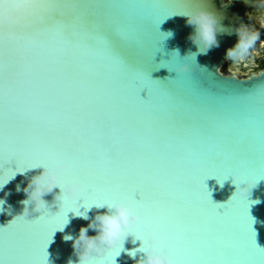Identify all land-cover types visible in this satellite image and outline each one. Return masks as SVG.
Returning <instances> with one entry per match:
<instances>
[{"label": "water", "instance_id": "water-1", "mask_svg": "<svg viewBox=\"0 0 264 264\" xmlns=\"http://www.w3.org/2000/svg\"><path fill=\"white\" fill-rule=\"evenodd\" d=\"M83 2L89 8L95 6V0ZM104 2L119 5L108 19L98 14L80 17L64 9L62 16L58 14L63 26L50 20L40 24L31 8L5 4L6 35L11 33L17 44L0 57V76L4 77L0 84L7 87V102L0 100V149L7 164L0 168V175L4 171L8 175L7 168L15 169V161L8 163L12 153H49L70 144L79 151L72 181L79 176L85 180L82 194L89 186L95 192L118 183L140 188L150 203L160 194L158 214H150L147 225L144 217L140 225L145 236L151 230L161 234L159 213L175 218L166 242L181 260L231 264L252 259L264 264V253L249 255L243 232L250 217L255 241L264 248V180L259 181L264 175V97L243 99L246 93L264 87V69L246 74L239 67L223 70L232 64L226 61V52L238 41L234 30L256 1ZM200 9L215 12L223 27L233 31L231 35L218 33L219 47L207 54H199L188 39L195 28L182 16ZM114 29L128 38L119 39ZM170 31L172 37L166 35ZM176 49L180 58L173 53ZM189 53H197L196 61L186 57ZM183 63L190 64L191 71L176 74L174 69ZM161 66L166 68L153 71L151 78L174 79L154 81L143 74ZM141 88L148 91L140 92ZM13 110L15 116L10 118ZM251 154L254 163L248 165L244 161ZM221 163L240 166L247 177L259 181L249 197L235 196L228 205L235 192L231 178L223 187L215 177L205 180ZM42 171L40 167L16 173L0 187V264L6 259L26 264L51 226L20 223L3 230L23 212L21 202L27 198L23 188ZM204 180L212 201L204 191ZM59 191L57 187L45 196L49 206ZM218 204H225V211L218 209L224 211L222 215ZM56 210L55 205L50 209ZM80 211L86 210L81 207ZM105 211L94 206L87 210L89 219L69 212V222L49 241L48 264L76 260L73 241L65 236H78L97 212ZM89 235L96 232L90 230ZM132 240L125 242L127 251L116 258V264H135L129 253L141 242ZM141 256L137 252L136 259Z\"/></svg>", "mask_w": 264, "mask_h": 264}, {"label": "snow or ice", "instance_id": "snow-or-ice-1", "mask_svg": "<svg viewBox=\"0 0 264 264\" xmlns=\"http://www.w3.org/2000/svg\"><path fill=\"white\" fill-rule=\"evenodd\" d=\"M15 4L17 6H27L33 10V12L37 16V22L40 24H46L47 21H52L57 26H63L64 21L58 18V14L62 16L64 9H70L73 12H76L80 15V17L89 16V17H95V15H101L105 19H108L113 9L118 8L119 5L116 4H110L105 3L104 0H95V6L92 8H89L86 6V4L83 2V0H0V57H3L5 55V52L11 53L16 44L17 41L13 38L11 33L6 35L5 30V15H6V9L5 4ZM77 9H80V11H76ZM187 14H182V16ZM163 20L161 21V23ZM264 22V21H262ZM160 23V24H161ZM117 37L121 40H126L128 38L127 34L121 33L118 29H114ZM167 35V34H166ZM264 47V46H261ZM157 65H161L157 64ZM3 67H7V65H3ZM160 68H166V67H158L155 68L152 71L145 72L143 74H146L149 78H151V73L153 71H157ZM0 79H4L3 76H0ZM152 79V78H151ZM168 79H174V78H167ZM154 81H166V80H160V79H152ZM147 88H141L140 92ZM6 90L7 87L5 84H0V100H3L7 102L6 98ZM148 91V89H147ZM139 92V95H140ZM257 97H264V87H261L259 89H254L251 92H248L244 95L243 99L245 100H254ZM15 111L13 110L12 114L10 115V118H14ZM58 153H63V155H60ZM3 150L0 149V168L4 166L3 163ZM80 159L79 151L72 147V145H64L59 148L52 149L49 153H43V152H29L25 154H19V153H12L11 154V160L8 162L15 161L16 167L15 169H10V172L8 175H5V171L3 175H0V187H3L10 179H12L16 173H24L29 169H37L40 167H49L54 163L58 162H67L69 164L68 169L65 173L68 175H64L62 182H66L69 180H72L74 177L73 173V164L76 160ZM244 163H247L248 165H252L254 163V157L251 154L249 157H247L246 161ZM232 176H238L240 178H246L247 176L244 174L243 171L240 170V166H230L221 163L217 166L216 170L212 173H210L206 178L209 177H215L218 181V183L223 184L226 180L231 178ZM79 182L83 183L85 186V180L81 179L80 176L77 178ZM205 180L203 183L204 191L207 193V198L211 200V195L208 192L207 188L204 187ZM264 180V175H261L259 177V181ZM85 188V187H84ZM115 193V194H113ZM137 196H139V199H137ZM162 197H160V194L157 193V198L155 202L150 203L149 197L140 189L137 187H132L129 184L126 183H118L115 185V188H109L104 191H95L93 192L91 186H89L83 194H81V199L79 205H74L71 202L67 200V198H63L61 201L57 202L55 207L58 209L56 211H50V209L53 206H50L48 209L43 210L40 212V215L37 218H28V219H20L15 218L11 221V223L4 227V231H8L12 227L23 223V224H36V223H47L51 226L49 227L47 233L44 236L43 242L39 249L37 250L36 254L32 259L26 262V264H48V253L46 251L49 241L52 239L53 234L56 230H63L65 225L69 222L68 221V213L72 212L75 213L77 216L83 215L84 212H81L80 209L83 207L86 211L88 209H92L94 206L100 207L104 204H110L112 202H115L117 200L121 201H127L133 205H142L144 206L148 211L147 215L145 216V222L146 225L151 222V216L157 215V205L160 203V200ZM235 196H233L229 201L228 205H230L231 200H234ZM251 203V201H250ZM3 204V201H0V205ZM62 209V210H60ZM218 209H224L225 211V204H218L217 206V212L219 214H223L224 211L221 213L218 211ZM85 211V212H86ZM245 215L247 214V209L244 210ZM177 223L175 218L167 216L163 214L162 212L159 213V224L160 227L159 230L161 234L165 237V244L170 250L171 256H172V264H225L224 261H214V260H181L176 252L174 247L170 245V243L166 242V237L170 238V230L171 226H174ZM252 223L253 221L249 217L246 224L243 227V232L245 235L246 240L249 244V255L250 256H256L258 254L264 253V248L259 247L255 241V234L252 229ZM145 237V228L144 226H141L140 223L137 225V227L133 230V240L132 243H136L137 241L142 242ZM127 251L125 249V245L123 248H117L113 250H109L104 254V256L100 258H93L89 264H116V258L121 255L122 252ZM139 249H134L132 252H138ZM5 264H14V262L10 260H5ZM231 264H255L254 260L249 259L247 261L241 262V261H232Z\"/></svg>", "mask_w": 264, "mask_h": 264}, {"label": "clouds", "instance_id": "clouds-1", "mask_svg": "<svg viewBox=\"0 0 264 264\" xmlns=\"http://www.w3.org/2000/svg\"><path fill=\"white\" fill-rule=\"evenodd\" d=\"M227 5L229 4L224 3L225 7ZM261 5L264 6V0H261ZM184 16L187 17V24L195 28V31L190 34L188 39L197 46L199 54H207L213 47H219L218 33L227 32L231 35L233 32L223 27L221 17H218L213 11L200 9ZM234 32L238 36V41L234 47L227 50L226 61L240 63L253 54L252 50L255 48L257 41L261 40V33L251 30L243 24L237 27ZM173 35L171 31L167 33L168 37ZM261 46H264V41L261 42ZM173 53H175L177 58H180L179 49L174 50ZM190 56L194 57L196 61L197 53H189L186 57ZM200 67L208 70L205 66ZM189 71H191V65L188 63H183L174 69L176 74ZM68 167L69 164L67 162L54 163L49 167H43L42 172L33 176L27 186L23 188V192L27 197L21 202L24 205L23 212L15 218L27 219L34 213L48 209L50 206L45 196L53 194L54 189L57 187H59L60 191L54 194L51 206L56 205L57 202L65 197L72 204L79 205L85 186L79 181L69 180L62 182ZM231 181L235 186L233 196L240 197H249L252 190L259 183L252 176L243 179L238 176H232ZM220 185L223 187V184ZM17 190H20L19 186ZM97 208H107V211L97 212L87 226L80 228L78 236H65V240L73 241V254L77 258L76 260L69 259L68 264H89L93 258H100L109 250L123 248L125 242L130 237H133V230L147 215L148 211L142 205H133L121 200L104 204ZM79 216L89 219L87 211ZM90 230L95 231L96 235H89ZM138 249V252L142 253L139 259H136L137 252L131 251L129 253L135 260V264H172V256L165 244V237L162 234H158L155 230H151L146 234Z\"/></svg>", "mask_w": 264, "mask_h": 264}, {"label": "flooded vegetation", "instance_id": "flooded-vegetation-1", "mask_svg": "<svg viewBox=\"0 0 264 264\" xmlns=\"http://www.w3.org/2000/svg\"><path fill=\"white\" fill-rule=\"evenodd\" d=\"M233 3L235 0H225ZM255 7H248L245 13V18L242 22L243 25L247 26L251 30L259 31L261 33V40L257 41L255 48L252 50V55L245 61L240 63H233L227 67L224 65L223 70L229 72L241 68L239 71L242 74L256 72L264 69V47H261V42L264 41V6L261 5V0H255ZM258 53H256V51ZM226 66V67H225Z\"/></svg>", "mask_w": 264, "mask_h": 264}]
</instances>
